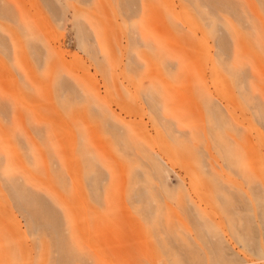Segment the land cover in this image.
I'll use <instances>...</instances> for the list:
<instances>
[{
  "label": "rangeland",
  "instance_id": "rangeland-1",
  "mask_svg": "<svg viewBox=\"0 0 264 264\" xmlns=\"http://www.w3.org/2000/svg\"><path fill=\"white\" fill-rule=\"evenodd\" d=\"M10 1L33 16L38 57L35 61L30 50L18 44L22 38L17 29L11 58L0 53V99L10 107L7 115L0 114V150L14 160L19 173L56 198L59 210L84 241L87 262L168 261L141 242L148 234L137 212L141 205L136 196L144 186L129 178V166L114 150L110 125L121 128L163 166L162 184L154 179L150 182L158 200L151 206L163 209L166 219L175 224L178 219L172 213L188 223L183 210L193 207L219 221L218 206L225 192L236 193L249 207L251 192L264 197V126L251 109L256 102L264 106V0H238L245 18L256 26L261 44L255 45L257 37L253 36L240 40L241 64L229 69L216 64L215 41L226 34L225 29L221 26L219 33L210 34L216 27H208V21L184 10L180 0H143V4L137 0L134 10L140 16L126 25L112 0H90L93 4L88 11L96 18L97 27V37L88 32L93 54L78 46L71 14L64 23L55 24L36 14L37 0ZM232 24L244 35L255 32L241 29L234 21ZM133 38L148 40L150 45L140 44L131 50ZM242 65L247 79L240 85L228 70ZM60 74L78 96L84 95L83 90L90 91L112 120L94 121L83 108L65 113L54 87ZM147 93L155 97L158 110L147 101ZM243 95L252 98L251 102H245ZM211 100L228 123L222 131L225 140L238 153L231 161L225 158L224 146L209 134L207 102ZM168 124L173 125L177 146L165 132ZM81 143L93 149L103 164L101 206L88 198L78 154ZM141 162L154 175L149 162ZM58 169L64 177L61 187L52 178ZM109 231L118 241L132 238L135 248L112 246L104 239ZM221 237L231 260L264 264V258L249 253L228 234ZM0 239H8L25 253L35 252V237L27 228L26 216L15 207L1 181Z\"/></svg>",
  "mask_w": 264,
  "mask_h": 264
},
{
  "label": "bare ground",
  "instance_id": "bare-ground-1",
  "mask_svg": "<svg viewBox=\"0 0 264 264\" xmlns=\"http://www.w3.org/2000/svg\"><path fill=\"white\" fill-rule=\"evenodd\" d=\"M8 1L10 0H0V53L9 59L11 58V51L17 42L14 30L17 29L22 38V41L18 44L26 46L36 61L38 49L35 47V42L38 41V32L35 29L33 16L25 8L22 9L16 3L12 2L11 4V1L9 3ZM136 1H111L117 6L125 25L140 16L139 11L134 10V8H137ZM180 1L184 4V10L197 14V17L202 21H208V27H216L215 31L213 29L209 30L210 34L213 32L219 33L221 26L225 29L226 34L222 35L221 38H216L215 41L217 46L216 64L221 68L229 69L232 65L238 66L241 64L242 57L238 55L240 40L253 36L257 37V39H254L256 40L255 45L261 44V41L258 40L260 36L256 31V26L245 18L240 1ZM92 2L90 0H37L34 7L37 15L46 21L50 18L55 24L64 23L69 16L68 14H71L70 19L73 22L78 46L83 51L93 54L94 47L88 34L91 30L97 37V27L94 22L96 18L88 11ZM205 13H207V16H204ZM233 21L241 29L247 32L250 30L255 32L244 35L232 24ZM1 33L6 34L7 38L3 37ZM148 43V40L140 42L133 38L129 47L133 50L140 44L150 45ZM233 47L235 51H233ZM162 58L164 63H169L168 59ZM43 60H39L40 63ZM231 69L228 72L235 82L240 85L244 84L247 74L244 72L243 65L238 70L232 71ZM63 77L61 74L55 77L54 87L58 94V104L65 113L68 114L72 110L83 108L94 121L104 123L109 119L112 120L109 112L97 102L96 97L90 91L83 90L84 95L82 97L78 96L70 82ZM145 97L153 109L154 104H156L155 108L157 110L160 108L153 94L147 93ZM243 99L248 103L252 100L246 95H243ZM207 105L209 134L218 144L224 146L225 158L231 161L238 153L232 151L230 144L223 135L222 131L225 126H228V123L212 100L208 101ZM9 109V105L0 99V114L7 115ZM251 109L255 111L264 126V106L256 102L251 104ZM106 124L108 125L107 122ZM109 127L114 150L129 166V178L134 182H141L144 186L143 191L136 196V203L141 205L136 209L142 215L148 234V237L142 239L141 242L151 245L156 253L162 256V261L168 259L163 264H242L230 259L228 249L225 246L226 242L221 237H224L225 234H228L237 244H241L249 253L261 259L264 258V197L260 193L251 192L252 198L248 197V200L252 205L249 207L245 204L243 198L236 193L225 192L220 197L218 206L219 221L214 220L211 215L200 208L193 207L192 209L183 210V216L185 217L183 219L188 220V223L181 221L177 217L178 215L172 213L174 218L178 219V223L175 224L166 219L163 209L151 206V203L154 204L155 202L156 204L158 200L154 193L153 184H150V182L154 179L161 185L163 180L164 170L159 160L140 147L132 137L122 133L121 128L111 125ZM165 132L171 138L173 144L177 146L178 140L176 141V138H173V125L168 124L165 126ZM187 149L190 150L188 147ZM78 154L83 164L88 198L95 206H101L102 192L105 189L101 187L103 182L100 172L101 160L93 149H90L84 143L79 146ZM144 159L149 162L154 175L150 174L147 168L141 166V161ZM138 169L141 173L136 172ZM52 178L56 184L62 186L64 177L59 169L53 172ZM0 181L5 186L6 192L15 207L26 216L27 228L30 234L35 237V252H29V254L16 248V244L14 245L8 239H0V264L89 263L87 257V260L85 259L86 250L84 251L83 248V239L76 233V227L70 224L66 214L59 210L56 198L51 192H48V189L38 187L32 182V179L19 173L16 165H14V160L10 156L8 157L7 153L4 154L3 150H0ZM235 203L242 205L237 207L234 205ZM256 222H258V225L254 227L253 224ZM109 233L110 231L107 232L104 239L112 246H120L125 250L135 248L136 243L132 238L118 241Z\"/></svg>",
  "mask_w": 264,
  "mask_h": 264
}]
</instances>
